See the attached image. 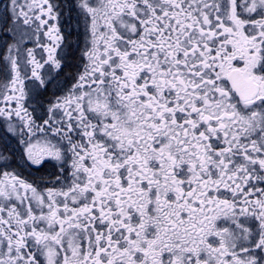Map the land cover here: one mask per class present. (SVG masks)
Here are the masks:
<instances>
[{"label": "snow or ice", "instance_id": "snow-or-ice-1", "mask_svg": "<svg viewBox=\"0 0 264 264\" xmlns=\"http://www.w3.org/2000/svg\"><path fill=\"white\" fill-rule=\"evenodd\" d=\"M0 264H264V0H0Z\"/></svg>", "mask_w": 264, "mask_h": 264}]
</instances>
